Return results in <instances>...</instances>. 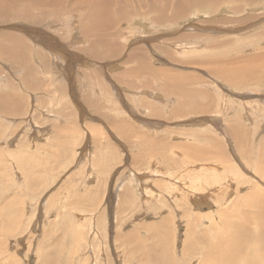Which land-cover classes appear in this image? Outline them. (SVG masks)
<instances>
[{
	"label": "rangeland",
	"instance_id": "1",
	"mask_svg": "<svg viewBox=\"0 0 264 264\" xmlns=\"http://www.w3.org/2000/svg\"><path fill=\"white\" fill-rule=\"evenodd\" d=\"M260 170L264 0H0V264H264Z\"/></svg>",
	"mask_w": 264,
	"mask_h": 264
},
{
	"label": "bare ground",
	"instance_id": "2",
	"mask_svg": "<svg viewBox=\"0 0 264 264\" xmlns=\"http://www.w3.org/2000/svg\"><path fill=\"white\" fill-rule=\"evenodd\" d=\"M183 99V98H182ZM261 169V168H260ZM261 171V170H260ZM263 171V170H262ZM261 171V172H262ZM262 174L264 175V173L262 172ZM231 179V178H230ZM198 183H200L201 184V182H198ZM225 186V185H224ZM142 187H143V185H142ZM152 187V186H151ZM143 189V188H142ZM141 190V189H140ZM211 192V191H210ZM212 194V193H211ZM151 195V194H150ZM154 196H155V193H154ZM156 197H157V195H156ZM157 199V198H156ZM213 201V200H212ZM210 207V206H209ZM207 213V212H206ZM206 216V215H205ZM208 216V218H210L211 216H213V214L212 215H207ZM206 216V217H207ZM210 216V217H209Z\"/></svg>",
	"mask_w": 264,
	"mask_h": 264
}]
</instances>
